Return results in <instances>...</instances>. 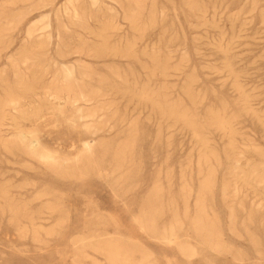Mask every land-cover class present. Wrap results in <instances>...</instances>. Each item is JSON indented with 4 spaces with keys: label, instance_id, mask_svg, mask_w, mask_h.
<instances>
[{
    "label": "rangeland",
    "instance_id": "374dc122",
    "mask_svg": "<svg viewBox=\"0 0 264 264\" xmlns=\"http://www.w3.org/2000/svg\"><path fill=\"white\" fill-rule=\"evenodd\" d=\"M82 4L85 26L66 11L68 0H0V113L9 144L0 141V264H113L112 254L97 250L109 241L128 248L122 264H264V181L254 174L246 185L230 173L249 161L264 165V0ZM39 40L43 47L33 49ZM23 51L32 58L23 61ZM66 66L89 93L79 104L101 106L98 133L81 125L66 91L58 99L45 93ZM19 74L37 87L18 107L4 105L10 89L21 92ZM168 105L204 123L208 149L218 156L209 163L217 186L205 204L227 251L193 227L208 173L206 165L199 173L205 146L165 112ZM210 112L231 120L234 151ZM22 130L71 157L84 142L103 141L86 167L67 169L57 157L34 155ZM228 178L236 192L223 191ZM153 212L156 236L140 223ZM171 227L174 242L162 238Z\"/></svg>",
    "mask_w": 264,
    "mask_h": 264
},
{
    "label": "bare ground",
    "instance_id": "6f19581e",
    "mask_svg": "<svg viewBox=\"0 0 264 264\" xmlns=\"http://www.w3.org/2000/svg\"><path fill=\"white\" fill-rule=\"evenodd\" d=\"M91 1H92V4H95L97 2V0H91ZM129 1H134V0H129ZM41 2H43V1H40V3ZM66 11L72 13V18L76 21L75 23H78L81 26L87 25L85 22V20L87 18H85V16H84L85 15L84 14L85 7L82 4V0H68V5H66ZM133 17H134L133 18V26H137V22H136L137 17L136 16H133ZM104 26H106L105 28L107 29L108 27L112 26V22H109L107 24L105 23ZM35 31H36V29L35 30L32 29L29 31L28 34L31 36L34 34ZM102 32H105V31H102ZM0 33H2L1 30H0ZM101 35L102 34H100V36ZM44 43H45L44 40L37 41L35 43V45L33 46V49L43 47ZM107 46H108V44H107ZM107 46H101L100 50L105 51V52L113 51L114 54L118 53V51H119L118 48H109ZM131 49H132V43H131V45L128 46L126 54L131 53ZM221 49H222V47H221ZM223 49H224V47H223ZM21 54H22L21 59L23 61H27L28 59L32 58V53H30L28 51H25V52L23 51ZM227 66L230 68L231 71H233L232 63L227 64ZM155 67H158V63L155 65ZM73 77H74L73 76V68L70 66L64 67V70L62 71L59 79L57 80V84L50 86L48 89H46L45 93L49 94V95H54V98L58 99L59 97H61V91H66L68 93V98L70 99L72 105L75 108V113H76L77 119L82 122L81 125H84L86 128V131L90 134L98 133L99 130L101 129L100 125H102V121L100 119H98L99 115L97 114V112H98L97 110L100 109L101 106L99 108H96V109H91V108L89 109V108L84 107L81 104H79L81 99H83V97L89 95V93L86 92L83 85H81L80 83H75L73 81ZM17 82L20 83L21 92H15L14 90L10 89L7 92L6 98L4 100V103H5L4 105H12L15 108L18 107L17 105H19L21 97L26 96L31 90H33L37 87V85L31 84L30 81L24 80V78L22 76H20V74L18 75V81ZM236 86L238 89H240V90L242 89V86L240 83H237ZM61 103H62L61 101L56 102L57 105H59ZM243 109L247 110V111L251 110V107H250V104H249L247 98L244 99V101H243ZM4 112L5 111H3L2 114L0 113V141L3 142L4 145L7 147V145H9L8 141H6V139L4 138V136L2 134L3 133L2 126L5 124V119L7 117ZM165 112L178 116L186 125L191 127L194 130L198 140L200 142H202L203 146H205V149H204L203 153L201 154L200 162L202 164H200L201 166L199 167L200 168L199 173L200 174L204 173L203 165H206V168L208 169V173H207L205 179L203 180V182H201V184L199 185L201 192L203 191V194H202V196H199V200H198V204H197L198 211L196 213V216L192 218V224H193V227H194L195 231L197 232V234L202 236L203 240L205 242L209 243L212 247H214V249H216L218 251H222V250L227 251L226 245L223 243L222 238L219 236V234H220L219 231L216 229V226H214V223L210 219L209 213L206 212V204H205L206 194L211 193L213 195L214 194L213 191L217 186L216 169L212 168L209 163H210L211 159L218 158V156L215 153V151L208 149L210 144L208 142L207 137L204 136L203 131H202V129L204 127V123H201L197 117L190 115L187 110L180 109L179 107L174 106V105H168L167 110ZM210 114H211V116H210L211 122L210 123L217 126V127H220L222 129L226 130V132L230 135V150L234 151L235 147H234V144L232 142L234 139L233 137L235 134V128L233 127L231 120L226 118L225 115H223L219 112H210ZM85 118H91L93 120V122L87 123V122H85V120L84 121L81 120V119H85ZM20 135H21V137L30 139V142L28 144H25V145L34 147V149L32 150V153L34 155H36L40 158H48V157L56 158L57 157V160L61 161L65 165V168H67L66 167L67 164L71 163L73 165L72 167H75L76 169H80V170L82 169V167H84V166L86 167L87 163L90 160V157L93 155V153L95 151L96 146L99 145L100 143H102V141H103V139H101L100 141L99 140L86 141L83 143L84 148L81 151H79L76 155L71 157L69 155L59 154V152L57 150L49 148L46 145L41 144L39 138L33 133H31V135H29L31 137H28L26 132L22 130V131H20ZM229 157H233V155H230ZM231 160H234V158H231ZM237 162H241V160L240 161L237 160ZM262 163H263V161L259 160V161H249L243 167H241V165H240V167H238V165H233L230 173L232 175H235L236 177L242 179L246 185H252L251 179H252L254 174L257 178L260 179V181H264V165H262ZM67 173H70L69 170L67 171ZM222 185H223V191L224 192H230V193L232 191L236 192L237 186H238L235 182H233L232 178L225 179L223 181ZM9 208H11V207H9ZM159 210H162V208L156 209L157 212ZM156 214H157L156 212H153L151 214H144L140 219L141 225L144 228L148 229L149 231H152V233L154 232V234L157 233V231H156V229H154L155 223L152 222V220L155 219ZM171 235L176 236L175 227H173V228L171 227V229L169 230V235L167 233V234L163 235L162 238L167 240V241L169 240V241L174 242V238H172V237L169 238V236H171ZM155 236H156V234H155ZM155 236H153V237H155ZM167 238H169V239H167ZM181 248L183 251H185V252L187 251L189 254L195 253L194 251H189V249L185 248L184 245H181ZM97 250L100 252L102 251V252L107 253V254H112L111 256H109L110 257L109 259L111 262H113V264H122L121 258H123L124 254H125L122 252L123 251H129L128 248L123 247L122 245L121 246L117 245L111 241H109L103 247L98 248ZM83 254H85V253H83Z\"/></svg>",
    "mask_w": 264,
    "mask_h": 264
}]
</instances>
